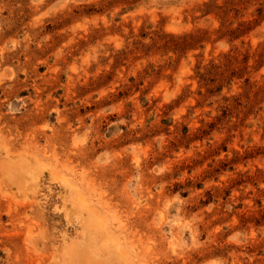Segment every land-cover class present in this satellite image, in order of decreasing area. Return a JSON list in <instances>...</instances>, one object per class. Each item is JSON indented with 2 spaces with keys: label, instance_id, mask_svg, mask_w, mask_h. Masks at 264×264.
I'll list each match as a JSON object with an SVG mask.
<instances>
[{
  "label": "rangeland",
  "instance_id": "1",
  "mask_svg": "<svg viewBox=\"0 0 264 264\" xmlns=\"http://www.w3.org/2000/svg\"><path fill=\"white\" fill-rule=\"evenodd\" d=\"M0 264H264V0H0Z\"/></svg>",
  "mask_w": 264,
  "mask_h": 264
}]
</instances>
